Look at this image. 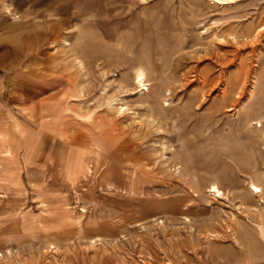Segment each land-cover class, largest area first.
Listing matches in <instances>:
<instances>
[{"label": "rangeland", "instance_id": "rangeland-1", "mask_svg": "<svg viewBox=\"0 0 264 264\" xmlns=\"http://www.w3.org/2000/svg\"><path fill=\"white\" fill-rule=\"evenodd\" d=\"M0 125L1 261L264 264V0H0Z\"/></svg>", "mask_w": 264, "mask_h": 264}, {"label": "crops", "instance_id": "crops-1", "mask_svg": "<svg viewBox=\"0 0 264 264\" xmlns=\"http://www.w3.org/2000/svg\"><path fill=\"white\" fill-rule=\"evenodd\" d=\"M31 140L30 136L27 135V131L25 129H21L20 127L17 128L15 126H1L0 125V153L5 154L2 155V159L0 160V166L3 168H8L10 170H3L0 172L1 180L6 181L9 180V182H0V191H8L10 192L13 189H19L21 185H19V179H18V173H20L19 169L23 168L27 165L26 159L27 157L31 158ZM24 156L22 158L21 156ZM21 189V188H20ZM14 215L8 214L6 220L4 222L8 223H16V218L13 217ZM21 222V220H19ZM11 228V226H10ZM28 230L29 225L28 223L24 222V225L21 227L20 231H15V229L10 230L9 232H5L0 236V251L5 254V250L10 251L11 253H16L17 250H20V253L22 250H26V247H23L22 244V238L24 235L26 236V232H23L22 230ZM30 233V232H29ZM24 239H27L24 237ZM18 244L20 246H18ZM8 248V249H6ZM5 249V250H4ZM12 250V251H11ZM2 260V259H1ZM0 260V264H32L30 260H26L25 262H15L13 258H7L3 261Z\"/></svg>", "mask_w": 264, "mask_h": 264}, {"label": "bare ground", "instance_id": "bare-ground-1", "mask_svg": "<svg viewBox=\"0 0 264 264\" xmlns=\"http://www.w3.org/2000/svg\"><path fill=\"white\" fill-rule=\"evenodd\" d=\"M135 80H136V83H137L140 87H142V89L145 88V84H144V83H145V82H144V76H143V74L141 73V71H139V73L136 74V78H135ZM142 89H141V90H142ZM252 187H253V189L256 190V192H260L259 187H257L256 185L252 184ZM212 191H214V192L220 194V190H219L218 187L215 186V185L213 186V190H212Z\"/></svg>", "mask_w": 264, "mask_h": 264}]
</instances>
